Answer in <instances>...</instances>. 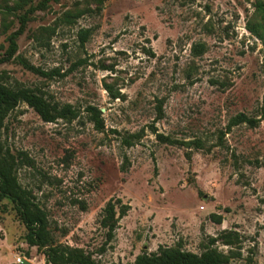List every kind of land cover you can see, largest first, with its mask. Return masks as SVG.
Wrapping results in <instances>:
<instances>
[{
    "label": "rangeland",
    "instance_id": "obj_1",
    "mask_svg": "<svg viewBox=\"0 0 264 264\" xmlns=\"http://www.w3.org/2000/svg\"><path fill=\"white\" fill-rule=\"evenodd\" d=\"M260 1L58 0L30 15L0 81L72 104L79 115L44 122L21 103L1 139L30 159L18 179L55 242L99 264H132L159 246L264 264V42L248 30L264 23ZM18 26L0 14V56ZM87 106L99 109L102 130ZM238 113L254 123L229 127ZM133 132L139 141L122 144ZM109 199L129 209L100 254ZM24 234L12 202L0 200V264H46Z\"/></svg>",
    "mask_w": 264,
    "mask_h": 264
},
{
    "label": "trees",
    "instance_id": "obj_2",
    "mask_svg": "<svg viewBox=\"0 0 264 264\" xmlns=\"http://www.w3.org/2000/svg\"><path fill=\"white\" fill-rule=\"evenodd\" d=\"M57 1L41 0L36 5H28L29 0H18L13 5H0L1 15L11 14L19 23L18 28L6 36L8 46L0 56V64L14 58L17 52L16 39L24 31L30 15L38 9L46 8L50 2ZM256 9L264 18V2H258ZM2 24L3 32L6 33L8 26L4 22ZM248 30L264 42V23L248 24ZM82 33V38L85 39L88 32L84 30ZM21 63L32 72H40L36 66L25 60ZM21 103L32 108L44 122H54L58 119L73 120L79 115L78 110L72 104L50 103L33 90L0 81V200L8 199L12 202L16 215L25 228L23 236L25 243L29 247H36L37 251L43 255L46 264H99L93 255L83 248L54 241L45 211L35 201L31 190L23 187L19 182L18 170L23 165H30V159L23 152L13 154L4 146L1 137L5 118ZM85 111L95 129L102 130L103 122L99 109L87 106ZM261 111L264 114V96ZM254 121L245 114L238 113L230 119L228 126L241 123L253 124ZM113 132L116 133V130ZM155 134L157 138H161V140L158 139L159 141H164L163 136ZM141 136V132L127 133L121 141L125 146L131 147L139 141ZM128 209L129 206L123 204L120 199H109L105 204L99 219V226L105 238L99 249L100 254L105 251V245L114 238L118 222L126 215ZM132 264H227V258L213 250L198 254L183 250L180 246H159L154 252L142 251L135 257Z\"/></svg>",
    "mask_w": 264,
    "mask_h": 264
},
{
    "label": "water",
    "instance_id": "obj_3",
    "mask_svg": "<svg viewBox=\"0 0 264 264\" xmlns=\"http://www.w3.org/2000/svg\"><path fill=\"white\" fill-rule=\"evenodd\" d=\"M18 264H32V263L28 262L27 259L22 258L21 261Z\"/></svg>",
    "mask_w": 264,
    "mask_h": 264
},
{
    "label": "built area",
    "instance_id": "obj_4",
    "mask_svg": "<svg viewBox=\"0 0 264 264\" xmlns=\"http://www.w3.org/2000/svg\"><path fill=\"white\" fill-rule=\"evenodd\" d=\"M18 261L20 262V261H21V259H18V260H17V262H18ZM19 262H18V263H19Z\"/></svg>",
    "mask_w": 264,
    "mask_h": 264
}]
</instances>
